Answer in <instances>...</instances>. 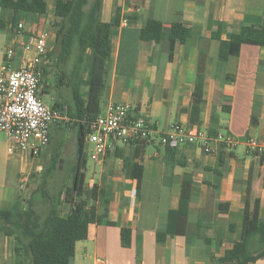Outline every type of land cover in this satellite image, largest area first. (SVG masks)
I'll return each instance as SVG.
<instances>
[{
	"label": "crops",
	"instance_id": "0c3cea01",
	"mask_svg": "<svg viewBox=\"0 0 264 264\" xmlns=\"http://www.w3.org/2000/svg\"><path fill=\"white\" fill-rule=\"evenodd\" d=\"M44 1L42 16L0 9V72L5 50L18 38V23L24 39L48 30L54 48L60 23L53 14L57 0ZM150 17L163 32L158 44L139 38ZM176 19L190 38L175 43L169 60L166 34ZM101 21L112 27L100 114L111 104H127L132 115L143 116L158 133L182 125L209 137L229 134L237 144L226 149L215 142L212 151L191 145L171 148L170 167L164 147L116 143L100 162H93L90 181L103 191L93 204L103 220L89 227L87 240L76 243L73 262L80 247L83 258L93 256V264H220L217 259L241 237L247 198L259 200V221L264 222V155L246 144L252 139L264 145V47L242 45L237 57L223 63L218 51L221 41L242 28L264 30V0H102ZM17 52L14 68L21 64L22 53ZM49 92L47 86L41 90V99ZM58 99L53 104L64 105ZM134 146L141 150L137 194L136 181L123 169V158L132 156ZM85 148L90 150L86 140ZM17 155L20 184L19 177L35 159ZM184 174L191 176L184 233L159 244L156 234L166 229L168 213L178 208ZM6 187L0 185L1 190ZM122 227L131 231L128 248L120 244ZM0 264H15L14 239L1 233ZM251 264H264V259Z\"/></svg>",
	"mask_w": 264,
	"mask_h": 264
},
{
	"label": "trees",
	"instance_id": "16d2710c",
	"mask_svg": "<svg viewBox=\"0 0 264 264\" xmlns=\"http://www.w3.org/2000/svg\"><path fill=\"white\" fill-rule=\"evenodd\" d=\"M0 9L10 10L14 15L25 13L42 16L46 14V3L44 0H0ZM101 9L102 0H57L55 3L53 14L60 23L54 48L47 55L42 67L43 80L40 89L43 91L45 88L46 78L50 73L49 67L54 69L57 75L56 87L65 86L69 89L70 101L66 108L58 103H54L52 108L65 111L69 124L75 131L77 163L72 170L70 185H62L61 188L50 192L44 180L37 188L43 201L48 202L45 214L35 210L32 198L24 205L16 199L8 209H0V233L14 239L15 264H72L76 243L87 240L90 226L102 223L103 218L97 214L93 203L103 191L98 190L96 185H93L90 191L85 190L84 174L74 176L75 172L85 165L87 127L100 114L105 63L110 56L109 36L112 24L101 21ZM162 37L163 32L158 21L148 18L140 29V40L158 44ZM166 37L170 60L175 43L185 44L190 38V33L180 20L176 19L167 30ZM242 45L264 47V30L254 27L242 28L237 34L231 35L228 41H221L219 61L223 63L230 57H237ZM68 63L70 68H67ZM60 147L58 144L54 148L52 164L59 160ZM139 149V146H134L132 156L123 158V169L127 178L136 181V194L141 183V166L136 162L141 151ZM166 150L165 164L173 167L170 154L175 151L171 148ZM61 163L59 160V164ZM190 189L191 176L184 174L178 208L168 213L166 229L156 234L157 243H164L168 236L183 235ZM83 196L86 198L76 201ZM107 224L111 225L108 222ZM130 243L131 231L122 227L120 244L123 248H128ZM260 259H264V222L259 221V200L251 202L247 198L241 237L232 249L217 259V262L251 264Z\"/></svg>",
	"mask_w": 264,
	"mask_h": 264
},
{
	"label": "built area",
	"instance_id": "2783aa9c",
	"mask_svg": "<svg viewBox=\"0 0 264 264\" xmlns=\"http://www.w3.org/2000/svg\"><path fill=\"white\" fill-rule=\"evenodd\" d=\"M23 24L16 25L18 38L4 53L0 72V135L6 142L8 155L24 153L36 159L50 141L51 128L67 123L65 111L47 107L40 96L43 80V65L51 52V33L41 30L27 39L23 38ZM19 55L18 68L13 63ZM90 145L89 158L100 162L116 143L164 148L191 145L203 146L212 151L215 142L226 149H233L237 140L229 134L209 137L195 127L172 125L164 133L156 129L141 115H132L130 106L122 103L111 104L104 114H99L87 127L85 136ZM249 150L264 155V145L254 140L246 141ZM26 177L20 180L24 188Z\"/></svg>",
	"mask_w": 264,
	"mask_h": 264
},
{
	"label": "rangeland",
	"instance_id": "374dc122",
	"mask_svg": "<svg viewBox=\"0 0 264 264\" xmlns=\"http://www.w3.org/2000/svg\"><path fill=\"white\" fill-rule=\"evenodd\" d=\"M67 68H70V63L67 64ZM48 70L50 73L46 78L45 85L50 88V92L49 94H43V103L47 107H52L53 100L59 98L61 101L65 102L64 106H66V103L70 101L69 89L65 86L57 88V75L51 67H49ZM63 83L65 84V81ZM58 144L61 146L59 160H61L62 163L59 164L58 160V162L52 164L51 156L54 153L55 146ZM17 154L14 156L7 154L5 138L3 135H0V185L7 183L5 189H0V209H7L8 205L10 207L16 199L20 200L24 205L29 198H32L35 210L40 214H45V211L48 209L46 205L48 202L45 200L43 201L37 188L41 186V183L44 180L46 182V187L50 192L54 189L61 188L62 185L71 184L72 170L76 167L77 163L75 131L72 129L69 122L60 123L55 126L51 132L50 142L47 147L39 157L35 159L34 163L30 166L28 165V167L22 172L21 179L26 177L27 181L24 188L21 189L17 179L20 172V161ZM84 159V168L78 169L74 176L77 177L80 173H83V188L90 191L95 184L90 181L93 177L94 163L89 158L88 148L84 149ZM7 176L8 182H6ZM21 179L19 177V181ZM85 198L86 197L83 196L77 198L76 201ZM91 203L92 202H89V204ZM73 264H93V256L91 255L83 258V253L81 252L80 247H78Z\"/></svg>",
	"mask_w": 264,
	"mask_h": 264
}]
</instances>
